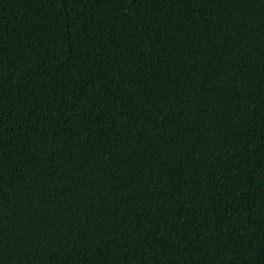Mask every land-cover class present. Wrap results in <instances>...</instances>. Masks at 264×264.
<instances>
[{"label":"trees","instance_id":"1","mask_svg":"<svg viewBox=\"0 0 264 264\" xmlns=\"http://www.w3.org/2000/svg\"><path fill=\"white\" fill-rule=\"evenodd\" d=\"M0 264H264V0H0Z\"/></svg>","mask_w":264,"mask_h":264}]
</instances>
